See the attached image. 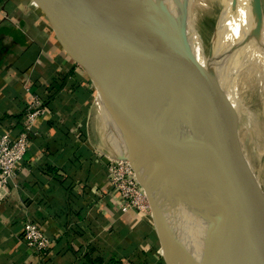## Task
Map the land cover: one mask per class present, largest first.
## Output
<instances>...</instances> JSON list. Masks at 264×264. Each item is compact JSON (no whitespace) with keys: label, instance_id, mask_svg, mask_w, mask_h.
Instances as JSON below:
<instances>
[{"label":"crops","instance_id":"1","mask_svg":"<svg viewBox=\"0 0 264 264\" xmlns=\"http://www.w3.org/2000/svg\"><path fill=\"white\" fill-rule=\"evenodd\" d=\"M93 104L91 80L43 9L0 0V134H18L31 106L41 110L0 204V264H164L152 214L122 212L109 188ZM182 184L192 195L190 176ZM213 188L201 182L195 191L204 210L228 221L230 201ZM25 221L52 239L47 255L26 246Z\"/></svg>","mask_w":264,"mask_h":264},{"label":"water","instance_id":"2","mask_svg":"<svg viewBox=\"0 0 264 264\" xmlns=\"http://www.w3.org/2000/svg\"><path fill=\"white\" fill-rule=\"evenodd\" d=\"M134 1L130 7L128 0H83L76 13L57 0H34L98 94L107 130L118 148L109 155L126 160L143 188L165 264H239L217 226L206 218L195 189L201 182L215 186L247 211L264 210V197L242 174L233 136L229 145L220 143L219 149L225 171L235 172L231 184L180 140L162 102L164 88L156 84L144 64L142 36L135 25L140 13L155 4ZM250 10L260 18L261 1L250 0ZM252 32L258 35L260 27ZM207 66L204 63V72ZM159 118L166 123L165 130L159 126ZM224 133L230 134L228 128ZM182 174L192 179L191 200L184 193ZM250 217L251 221L238 225L228 239L233 248L253 257L250 237L252 252L233 241V232L241 229L249 233L248 226H254L264 240V222ZM250 264L261 263L250 260Z\"/></svg>","mask_w":264,"mask_h":264},{"label":"bare ground","instance_id":"3","mask_svg":"<svg viewBox=\"0 0 264 264\" xmlns=\"http://www.w3.org/2000/svg\"><path fill=\"white\" fill-rule=\"evenodd\" d=\"M57 1L76 13L83 5V0ZM193 1L198 2L147 0L155 5L140 13L135 25L142 36L144 64L156 84L164 88L162 102L172 116L180 140L204 164L222 172L223 178L231 184L235 183L236 175L225 171L221 165L220 143L230 144V136L224 131L241 113V89L237 87V76L244 67L243 55L249 49L264 51V14L260 18L254 17L250 0H220L221 7L216 8L212 18L215 20L213 46L206 55L194 16L189 13ZM128 4L133 7L135 1L128 0ZM258 26L260 33L255 35L252 31ZM204 63L208 65L207 72H204ZM95 107L96 114L105 122L96 90ZM158 120L159 126L165 130L166 123L162 118ZM103 138L104 146L117 153L116 143L106 128ZM184 193L191 200V195ZM245 196L249 198L250 195ZM226 198L230 201L229 211L236 209L244 221L235 218L222 222L204 210L206 218L217 226L239 264H242V258L264 264V240L254 226H248L250 242L255 248L253 257L233 248L228 239L238 225L244 226L251 221L250 216L264 222V210L247 211L233 198L228 195Z\"/></svg>","mask_w":264,"mask_h":264},{"label":"rangeland","instance_id":"4","mask_svg":"<svg viewBox=\"0 0 264 264\" xmlns=\"http://www.w3.org/2000/svg\"><path fill=\"white\" fill-rule=\"evenodd\" d=\"M260 1L264 14V0ZM220 7V0H198L197 3L193 1L189 7V13L194 16L195 26L206 55L211 51L215 34V20L212 18L216 8L219 9ZM242 66L244 67L237 76L239 81L237 87L241 89V113L230 125L228 132H230V140L233 136L234 147L235 151L238 152L242 174L264 197V51L254 52L251 49L246 50L243 55ZM94 108L96 107L93 104V111ZM92 116L93 120H91ZM90 120L92 128L98 137L99 151L111 157L109 155L111 151L102 142L104 140V128L107 129L105 122L100 119L95 111L90 115ZM145 202L148 203V200ZM239 216L234 209L229 211L228 208L229 220L233 221L238 218L244 221ZM236 229H239V227H236ZM233 241L244 247V250L252 252L249 248V233L247 231L235 230L233 232ZM160 256L164 262L163 255L161 254ZM247 261L248 258H242L241 263L250 264V260L248 263Z\"/></svg>","mask_w":264,"mask_h":264},{"label":"built area","instance_id":"5","mask_svg":"<svg viewBox=\"0 0 264 264\" xmlns=\"http://www.w3.org/2000/svg\"><path fill=\"white\" fill-rule=\"evenodd\" d=\"M31 107L26 113L22 131L16 135L9 132L0 134V204L9 193L8 185L16 176V168L28 147L31 124L41 112L40 108L34 105ZM106 181L122 212L138 210L151 213L148 203L145 202L147 200L145 192L126 160L109 157ZM22 237L26 246L40 258L49 253L53 244L52 239L32 221L23 223Z\"/></svg>","mask_w":264,"mask_h":264}]
</instances>
